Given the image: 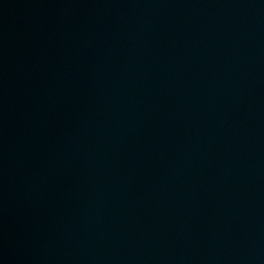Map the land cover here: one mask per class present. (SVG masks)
<instances>
[{"label":"water","instance_id":"water-1","mask_svg":"<svg viewBox=\"0 0 264 264\" xmlns=\"http://www.w3.org/2000/svg\"><path fill=\"white\" fill-rule=\"evenodd\" d=\"M0 264H264V0H0Z\"/></svg>","mask_w":264,"mask_h":264}]
</instances>
